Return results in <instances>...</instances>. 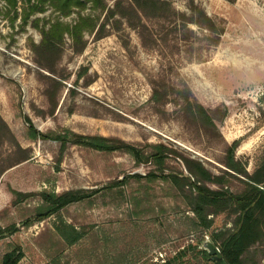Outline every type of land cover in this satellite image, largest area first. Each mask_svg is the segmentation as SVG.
<instances>
[{
    "label": "rangeland",
    "instance_id": "obj_1",
    "mask_svg": "<svg viewBox=\"0 0 264 264\" xmlns=\"http://www.w3.org/2000/svg\"><path fill=\"white\" fill-rule=\"evenodd\" d=\"M116 1L107 0L110 6ZM166 1L172 6L166 17L180 21L182 14L190 15L191 0ZM194 1L225 27L220 44L196 39L203 35L194 24L189 25L194 34L183 28L174 34L175 24L166 18L140 14L132 22L123 19L117 30L112 20L107 36H86L81 53L66 40L57 66L65 79L53 111L45 78L51 74L38 66L32 49L42 36L30 24L23 29L21 18L0 0V116L18 143L0 133V228L13 223L20 228L0 239V264L18 246L24 252L19 264H164L174 257L176 264H217L205 255L204 245H220L214 235L230 229L233 217L210 215V228L196 225L171 183L146 177L154 165L137 164L125 151L75 144L62 149L56 140H32L24 119L28 115L42 132L104 135L146 151L164 143L175 151L166 160L167 173L185 171L184 156L219 174L228 148L239 141L236 159L254 172L264 162V0ZM155 89L160 100L154 99ZM185 93L210 111L216 129L184 115ZM127 178L111 191L103 189ZM232 187L240 190L242 184L235 181ZM77 189L99 192L23 226L42 203L39 193ZM15 191L37 195L18 204ZM62 221L82 232L77 243L61 237L57 225ZM251 257L264 264V242L251 249Z\"/></svg>",
    "mask_w": 264,
    "mask_h": 264
},
{
    "label": "trees",
    "instance_id": "obj_2",
    "mask_svg": "<svg viewBox=\"0 0 264 264\" xmlns=\"http://www.w3.org/2000/svg\"><path fill=\"white\" fill-rule=\"evenodd\" d=\"M5 1L15 12V18H21L23 29L30 24L42 36L39 43H32V49L38 66L51 74L45 75V78L47 79L46 95L53 111L57 106V96L65 79L64 75L58 73L57 66L68 38L72 41L73 50L76 53H81L87 46V35H94L96 39H101L109 34L108 25H111L112 20L115 22L113 23L114 29L117 30L121 28L123 19L127 18L129 22H132L134 17L141 19L140 14L160 20L166 18L175 24L172 29L174 34H180L181 28L194 34L189 25H197L202 30L203 37L196 36V39H202L209 45L220 44L225 33V27L210 17L206 10L196 4L194 0H191L190 15L182 14L180 21L166 17V10L172 9L171 3L166 0H134V4L128 0H117L113 6H110L107 0ZM228 1L235 2L236 0ZM126 3L129 6H126ZM49 11L52 15H56L55 18L40 16ZM73 14H77V18L72 22L61 20V18H68ZM102 15H104L103 18ZM142 25L148 30L145 24ZM161 40L167 41L165 37H162ZM182 40L188 42L189 37L184 35ZM159 96L161 93L155 89L154 99L160 100ZM182 100V109L187 118L198 124H203L208 129H216L214 119L204 105L192 101L191 96L186 93L183 94ZM24 119L28 124V135L32 140H56L61 143L62 149L69 144H75L105 152L125 151L133 156L137 164L154 165L156 168L149 171L146 177L152 182L160 178L171 183L177 189L182 201L193 212V221L196 225L210 228L213 224L210 215L226 213L234 218L230 229L219 235H214V241L220 242L218 247L228 264H259L251 257V249L257 243L264 242V162L250 173L245 165L236 159L235 153L239 141L234 142L228 148V155L223 162L226 168L222 169L219 174L213 173L199 159L180 155L185 171L167 173L165 171L166 160L170 153L175 151L170 150L164 143L151 144L149 150L146 151L124 140L104 135H83L68 129L63 132H42L28 115L24 114ZM4 131L9 138L17 143L9 126L0 116V133ZM131 177L141 179L145 176L134 174ZM128 180L127 178L123 181L110 183L103 189L111 191L117 185L127 183ZM235 181L241 182L240 190L233 189L232 184ZM97 192L99 190L77 189L62 193L42 191L39 193L42 203L35 215L23 222V226L29 228L37 222L60 213L71 204L90 198ZM14 194L16 196L14 203L18 202V204L24 202L26 198L37 195L22 191H15ZM19 230L16 223L0 228V239L13 235ZM57 231L69 245L77 243L83 237L79 229L64 221L57 225ZM204 253L208 257V253L206 251ZM23 256L22 248L15 247L4 256L1 264H19ZM177 261L178 257H174L164 264H176Z\"/></svg>",
    "mask_w": 264,
    "mask_h": 264
},
{
    "label": "water",
    "instance_id": "obj_3",
    "mask_svg": "<svg viewBox=\"0 0 264 264\" xmlns=\"http://www.w3.org/2000/svg\"><path fill=\"white\" fill-rule=\"evenodd\" d=\"M205 249L208 251L210 258L215 261L217 264H228L222 255L220 249L212 241H206L204 245Z\"/></svg>",
    "mask_w": 264,
    "mask_h": 264
}]
</instances>
